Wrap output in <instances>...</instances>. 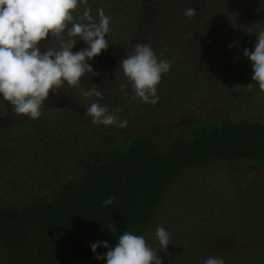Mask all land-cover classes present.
<instances>
[{"label": "trees", "instance_id": "1", "mask_svg": "<svg viewBox=\"0 0 264 264\" xmlns=\"http://www.w3.org/2000/svg\"><path fill=\"white\" fill-rule=\"evenodd\" d=\"M124 1L85 0L73 11V16L76 22L86 23L87 11L97 21L98 11L103 10L110 18L106 40L112 46L120 40L125 42L135 29L134 8L128 22L123 18L124 22L114 27V16L129 13ZM263 11H258L251 27L241 24L237 34L225 33L222 45L242 48L244 44L240 43L247 40L255 44L256 34L264 28ZM189 18L187 22L191 23ZM164 24L160 21L162 28ZM168 24L174 28L176 22ZM192 26L185 24L183 29L190 30ZM173 28L162 32L158 54L155 52L158 60L171 64L162 83L157 85V103H141L139 98L116 92L107 106L113 115L124 117L131 108L139 111L143 108L147 114L141 119L135 116L132 121H146L149 116L158 118V113L159 118H167L165 110L170 102L160 85L171 82L173 85L165 93L169 97L178 93L179 99L184 100L190 94L197 95L195 78L200 80L198 89L206 92L205 97H210L212 103H220L217 96L223 94L228 109L245 105L244 112L256 108L264 115V91L254 81L247 91L238 93L233 91L234 73L225 76V72L224 75L218 72L219 61L232 60L234 53L226 51L220 56L214 51L208 54L204 49L201 53L208 57V62L217 64L214 70L194 76L195 71L181 61L183 55L194 56L192 49L175 40L182 38L184 30ZM52 39L46 38L50 42ZM172 49L182 54L180 59ZM220 86L221 92L215 95L217 90L212 89ZM81 88L78 90L82 97ZM65 92L69 96L72 89ZM85 110L83 106L65 100L61 103L55 96H48L40 118L25 116L23 124L17 128L11 125L0 133L1 193L13 196L26 193V197L11 202L0 199V264H105L94 258L90 243L107 241L110 247L114 246L126 230L144 237L160 220L161 208L169 207L170 200L165 201V196L171 191L170 184L184 170L210 159L264 167L262 117L239 122L221 120L215 125L183 124L162 134L117 128L114 139L103 141L88 131L93 123ZM246 178L242 173V182ZM255 180L256 187L245 185L230 205H224L222 211L226 215H208V223L204 213L212 205L198 208L199 215H163L165 222L161 227L169 233H181L174 236L185 255L190 256L185 264H200L209 256L223 257L225 264H264V215H258L259 209L264 208V182ZM250 181L251 178L246 183ZM110 196L115 197L112 205L102 206ZM185 198L183 192L176 196L180 202ZM107 250L98 248L97 253L102 255Z\"/></svg>", "mask_w": 264, "mask_h": 264}, {"label": "rangeland", "instance_id": "2", "mask_svg": "<svg viewBox=\"0 0 264 264\" xmlns=\"http://www.w3.org/2000/svg\"><path fill=\"white\" fill-rule=\"evenodd\" d=\"M124 3L128 6L129 10L127 11L129 13L122 17L119 15L114 16L113 23L115 29L118 28V24L121 21L124 22V19L127 20V17L128 19L131 18V14L134 10H137L134 14L137 17V21L134 25L135 29L133 30L132 36L125 42L120 40L115 42L116 44L112 46L109 45L99 56L93 58L89 62L95 74H86V76L82 78L81 84L76 87L65 84L55 93L50 90V97L55 96L61 103H64L65 100L87 109L92 102L109 106L108 104L114 98L116 92L120 95L134 96L130 87L126 92L121 89L120 85L124 83V78L118 69L119 62L121 59L126 58L127 54H131L137 44L141 43L150 45L154 53L156 52L158 54V42L163 38L162 32L166 33L167 31H172L173 25L168 24L169 21L176 22L173 29L177 27L182 30L185 24L188 27L193 25L190 30L183 29L184 31L181 39L184 38L185 41L180 38H176L175 40L181 41L185 47L192 49L194 56L191 58L188 57V55H183L181 61L184 62L185 66L191 67L192 70L195 71L193 74L194 76L204 75L206 72L214 70V64H217L215 61L208 62V57L202 54L204 49L208 54L214 51L215 54H221L220 56L224 55L227 51L228 53H234L235 57L232 60H227V58H225L224 61H219L220 66L218 68H220V71L218 72H225V76L226 74L230 76V73H234L235 78H232L235 80L233 82V91L238 90V93H242L250 88L248 85L253 82L251 80L252 71L249 66V61L245 60L243 56V50L245 48L250 50L253 49L254 42L247 40L240 43V45L244 44L242 48L241 46L234 48L232 46L229 48L226 44L222 45V43L225 42L222 41V39L225 33L237 34V29L241 24L251 27L250 25H252V22L257 19L258 11L264 10V0H177V2L174 0H125ZM185 3L187 5H185ZM189 8L196 9V14L191 18L185 16V11ZM262 17L264 18V11L262 12ZM188 18L192 21L191 23L187 22ZM160 21L163 22V24L165 23V28H162ZM49 40L42 41L41 44L44 45L46 42V45L50 47L51 44ZM52 45H55V41ZM83 47H86L83 41H78L73 51H77ZM161 51L164 52L163 49H161ZM171 51L176 57L179 59L181 58L182 54L179 52L176 53L173 49ZM157 54L155 55L157 56ZM229 57L231 56L229 55ZM175 71L177 70L175 69ZM236 72L241 73L238 75ZM244 72L246 76H244ZM163 76L165 75L163 74L162 77ZM162 77L160 83H162ZM167 78H169L168 75ZM199 81V79L195 78L193 83L196 87L197 95L190 94L189 97L184 100L179 99L178 93H176V95L172 94L171 97L165 93V91L173 85L169 84L171 82L166 81L165 83L163 82L164 84L160 85V89L164 92V97L170 102V105L168 104L169 107L165 110V114L168 116L167 118L164 116L159 118L160 114L158 113V118L156 116H149L146 121L140 122L139 120L147 114L143 108H141L140 111L131 108L124 117H122L121 114H117V117L120 120L127 121V126L124 129H146L153 134H162L179 125L197 122L215 125L220 123L221 120L239 122L250 119H261V117L264 119V115L261 116L260 111L256 108L250 112H244L242 107H245V105H241L240 107L234 105L232 108L228 109L226 102H224L223 94H220L221 97L217 96L218 102L220 103H212L210 97H205L208 96V94L205 95L206 92L198 89V86H200ZM80 87H82V91H91L92 94L88 97L83 95L81 97V93L78 90ZM64 88L67 91L72 89V94L68 96ZM220 89L221 86L212 90H217L215 92V95H217L221 92ZM95 91L101 93L99 98L95 96ZM105 100L107 103H104ZM177 107H179V110H174V108ZM0 109V133H5L11 125H16L14 128H17V125L25 122V116L16 114L12 107L2 99H0ZM135 116L140 117V119L132 121L131 119L133 117L135 118ZM117 128L119 127H105L100 124H90L88 131H91L94 136H97L103 141H109L110 139H114V133ZM242 173L247 175L244 182H242ZM250 178L251 181L246 183L247 179ZM255 179L259 182H264V167H259L257 165L248 166L245 163L231 164L221 160L210 159L202 165L184 170L170 184L171 191L167 193L164 199L165 201L170 200L169 207L164 205V207L161 208L159 212V215H161L159 217L160 220L157 219L156 223L146 232L144 238L147 244L159 251V245L155 238V230L157 227H161V224H164L163 215H199L197 213L199 212L197 211L198 208H201V206L204 208L205 205H212V207L204 213V215H206L204 216V220L208 215L212 214L226 215V212L222 211V209H225L224 205H230V201L235 199L238 193H240L239 190L243 189L245 185L252 184L256 187L257 183ZM235 180L239 181V183ZM2 187H0V189ZM2 190L3 189L0 190L1 200L7 199L8 202H11L14 199L26 197V193H13V196L9 193H1ZM180 192H183L184 197H186L182 199L181 202L176 199V196L180 195ZM259 212L260 214L258 215H264V208L259 209ZM205 221V223H208L209 220L206 219ZM169 234L170 244L166 252L158 253L163 260V264L187 263V261L190 260V256L187 254L185 255L184 249L180 246V242H178V239L174 236L180 235L181 233L173 232ZM171 234H173V236Z\"/></svg>", "mask_w": 264, "mask_h": 264}, {"label": "clouds", "instance_id": "3", "mask_svg": "<svg viewBox=\"0 0 264 264\" xmlns=\"http://www.w3.org/2000/svg\"><path fill=\"white\" fill-rule=\"evenodd\" d=\"M82 2L85 0H0V99L16 114L34 120L40 118L50 90L55 93L65 84L76 87L86 74H95L89 62L109 47L106 36L110 18L99 10L98 20L93 21L86 11L84 17L88 22H76L73 11ZM195 14L194 8L185 11L187 17ZM49 37L54 38L51 40L55 41L54 46L41 44ZM78 41H83L86 47L73 51ZM243 56L251 65V80L264 91V28L256 34L253 49L245 48ZM170 67L169 61L157 59L150 45L137 44L119 62L118 69L124 78L121 89L126 92L130 87L141 103L154 105L159 99L157 85ZM91 94V91L82 92L85 97ZM94 94L101 96L99 91ZM85 114L94 125L127 126L126 120L118 119L107 106L97 102H92ZM114 199L110 196L102 206H111ZM155 238L159 251L149 246L143 236L128 230L119 235L114 246L110 247L107 241H96L89 246L94 258L105 264H163L158 253L166 252L170 234L164 227H157ZM98 248L108 250L101 255ZM200 264H225V260L209 256Z\"/></svg>", "mask_w": 264, "mask_h": 264}]
</instances>
